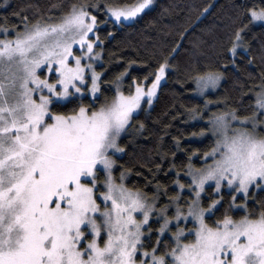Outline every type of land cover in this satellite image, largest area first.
<instances>
[{"label": "snow or ice", "instance_id": "obj_1", "mask_svg": "<svg viewBox=\"0 0 264 264\" xmlns=\"http://www.w3.org/2000/svg\"><path fill=\"white\" fill-rule=\"evenodd\" d=\"M152 4L83 0L52 5L59 16L0 21V264H264V55L250 106L243 88L236 107L205 94L241 70L237 49L247 51L250 26L264 22V0L230 17L232 59L222 67L202 70L192 59L181 67L177 43L129 59L105 80L102 53L113 32L102 39L101 26L124 27ZM201 43L193 42V57ZM136 64L142 73L133 74ZM173 73L181 84L192 80L203 103L181 105L172 119L206 121L188 144L208 146L188 148L173 136L162 150L161 137L159 159L139 162L147 172L121 164L123 135L143 133L137 116L150 112ZM133 171L142 185L126 183Z\"/></svg>", "mask_w": 264, "mask_h": 264}, {"label": "trees", "instance_id": "obj_2", "mask_svg": "<svg viewBox=\"0 0 264 264\" xmlns=\"http://www.w3.org/2000/svg\"><path fill=\"white\" fill-rule=\"evenodd\" d=\"M77 2H83V0H8L6 7L0 6V21L7 16L8 20L15 24L21 20L22 16L32 18L34 14L39 15L40 13H44L45 17H55L61 12L60 9L51 7L52 5L62 3L67 8ZM112 2L115 3L117 0H112ZM129 2L135 3L136 0H119L121 4ZM248 3L250 0H155L150 10L124 27H116L113 30L111 24L102 25V39L108 31L113 32V38L105 40L102 53V63L107 73L104 79L111 80L129 59L147 60L154 51L159 50V46H165L170 50L176 47L177 43L180 47L174 62L181 67L187 65L190 59L198 60L202 70L211 66L222 67L225 59H232L231 53L227 51L230 45L226 41L230 17L238 15L241 8ZM0 5H3V0H0ZM205 8H208L207 12H204ZM15 11L20 12L21 16L13 15ZM201 13L204 14L201 15ZM100 15L102 16L103 13ZM19 27L23 28V23H20ZM181 32L184 33L183 37H181ZM246 40L250 47L247 51L244 48L237 49L235 57L241 70L239 72L229 71L221 79L219 87L214 92L206 93L208 98L214 102L228 97V103L236 107L239 104L241 88H243L246 93L245 106L251 105L252 101L247 97L254 99V92L248 90L259 86L261 56L264 55V22H254L250 26ZM193 42H202L201 48L195 50L197 52L195 57L192 56ZM121 56L124 57L123 60L118 59ZM250 58H254L251 65L248 64ZM152 62L155 63L154 60ZM245 68L252 73L251 77L244 71ZM131 70L133 74H140L143 71L140 64L133 65ZM130 81L131 77H128L125 86ZM104 86L108 87V85ZM191 89H195V83L192 80H186L184 84H181L177 81L175 73L162 83L150 112H140L137 116V120H143L146 124L143 133L139 134L130 129V134L123 135L122 143L127 145V151L123 155L121 164L147 172V168H140L139 162L149 159L150 155L154 159H159L157 142L161 137L163 138L162 150L174 145L173 136L182 137L181 143L188 148L205 149L208 146L207 140L188 144L189 134L193 131L198 132L206 121L197 122L189 120L186 116H177L175 120L172 119L177 109L181 113L185 111L181 105L191 107L193 104L203 103V99L196 97ZM65 107H71V105ZM216 110L215 107H211V111ZM240 112L242 115L245 114L243 107L240 108ZM165 125L171 126L165 127ZM168 158L171 159V156L169 155ZM181 159H184V153H177V163H180ZM165 167H167L166 164ZM115 174L117 177L120 175L119 165ZM163 175L160 173L161 177ZM136 182L142 185L144 177L137 176L133 171L126 183L131 186ZM224 207H227V201ZM223 211L224 208H221L219 213ZM216 218L213 216L211 219Z\"/></svg>", "mask_w": 264, "mask_h": 264}, {"label": "rangeland", "instance_id": "obj_3", "mask_svg": "<svg viewBox=\"0 0 264 264\" xmlns=\"http://www.w3.org/2000/svg\"><path fill=\"white\" fill-rule=\"evenodd\" d=\"M154 3H155V0H153V4H152L148 9H146L143 13H145V12L148 11V10H150V9L153 7ZM143 13H141L140 16H141ZM140 16H139V17H140ZM139 17H138V18H139ZM138 18H137V19H138ZM130 22H132V21H129L128 23H130ZM98 70H99V69H98ZM163 82H164V81H162V83H163ZM220 82H221V81H220ZM219 84H220V83H219ZM218 87H219V85L217 86V88H218ZM195 88H196V85H195ZM217 88H215V89H211V88L206 89V90H205V94H206V93L214 92ZM193 94H194L196 97H199V98H200V96H199L198 93H195V92H194ZM145 107H149V106L145 105ZM151 107H152V106H151ZM151 107H150V108H151Z\"/></svg>", "mask_w": 264, "mask_h": 264}]
</instances>
